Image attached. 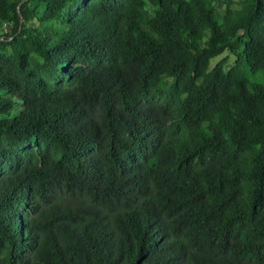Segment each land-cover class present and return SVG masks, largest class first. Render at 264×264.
I'll list each match as a JSON object with an SVG mask.
<instances>
[{"label": "trees", "instance_id": "obj_1", "mask_svg": "<svg viewBox=\"0 0 264 264\" xmlns=\"http://www.w3.org/2000/svg\"><path fill=\"white\" fill-rule=\"evenodd\" d=\"M0 264H264V0H0Z\"/></svg>", "mask_w": 264, "mask_h": 264}, {"label": "rangeland", "instance_id": "obj_2", "mask_svg": "<svg viewBox=\"0 0 264 264\" xmlns=\"http://www.w3.org/2000/svg\"><path fill=\"white\" fill-rule=\"evenodd\" d=\"M223 56H226V58H227L226 59L227 60V63H226L227 65L233 63V61H232L233 60V56H231L228 53L224 52L220 56L212 58L210 60V65L213 64L215 61H217L218 59H220ZM29 104H30V101L28 99L24 98V99H22V103H20V105H17V104L15 105L14 110H19L21 107L22 108H27L29 106Z\"/></svg>", "mask_w": 264, "mask_h": 264}, {"label": "water", "instance_id": "obj_3", "mask_svg": "<svg viewBox=\"0 0 264 264\" xmlns=\"http://www.w3.org/2000/svg\"><path fill=\"white\" fill-rule=\"evenodd\" d=\"M24 1V0H21V2ZM17 10H18V7H17Z\"/></svg>", "mask_w": 264, "mask_h": 264}]
</instances>
